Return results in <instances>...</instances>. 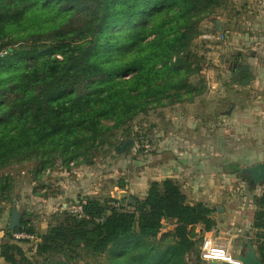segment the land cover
I'll list each match as a JSON object with an SVG mask.
<instances>
[{"label":"trees","instance_id":"1","mask_svg":"<svg viewBox=\"0 0 264 264\" xmlns=\"http://www.w3.org/2000/svg\"><path fill=\"white\" fill-rule=\"evenodd\" d=\"M226 5L227 0H0V171L34 161L35 181L57 159L64 167L90 161L111 130L126 126L124 137H131L127 125L152 106L194 104L205 82L191 81L202 70L193 42L200 23ZM12 183L9 174L0 175V199ZM252 202L254 243L264 263V193ZM80 204L85 218L64 212L62 222L39 236L34 255L25 252L26 241L8 238L0 257L6 264H52L49 259L61 255L65 261L55 264H68L82 244L92 255H107L110 264H187V255L199 257L202 237L195 227L216 228L213 210L189 204L170 179L151 182L142 199L131 197L120 208L96 198ZM165 222L174 224L173 232L158 239ZM11 232L36 236L30 222L5 229Z\"/></svg>","mask_w":264,"mask_h":264},{"label":"rangeland","instance_id":"2","mask_svg":"<svg viewBox=\"0 0 264 264\" xmlns=\"http://www.w3.org/2000/svg\"><path fill=\"white\" fill-rule=\"evenodd\" d=\"M199 29L201 35L194 40L192 50L199 59L202 70L191 81L194 84L202 78L205 84L202 85L203 93L196 98L194 107L186 108L182 106L183 104L168 107L152 106L145 114L136 116L127 125L131 137H124L126 126L111 130L105 133V136L108 137L107 144L102 146L100 152L94 153L90 161H82L80 165L70 163L68 167H64L57 159L51 168L46 166L45 169L39 170L36 173L37 180L35 181L32 177L33 172L36 171L34 161L22 164L14 163L0 171V175L9 174L13 181L11 191L7 190L4 193L7 196L6 199H0V231L2 230L4 235L0 245L10 238V234L7 235L5 229L11 209H19L21 222H30L32 227H34L32 220L39 213H44L45 218H40L42 221L47 219V194L58 193L57 189L60 186L57 187L58 181H55V178L60 176L58 172L61 169L63 171L71 170L72 172H68V176L75 172L76 167L86 170V172L89 171L90 178L98 179L99 188L101 191H105V197L101 198V201L106 207L120 208L121 203L124 206L126 201H131V197L142 199L145 195L143 197L134 196V192H131L130 189L133 177L138 176L141 164L146 158L144 146L151 144L152 136L156 134L160 126L163 127L172 122L186 123L181 120V116H183L181 112L178 113L179 116H173L176 121L171 119L172 110H177V112L189 110L188 124L192 122L196 126L204 124L219 126L228 123H245L251 120L249 114L228 119H223L227 116L224 117L222 114L234 111L241 106L251 108L252 100H259L264 104V0H227L226 7L216 10L209 18L203 20ZM235 65H247L249 70L237 72ZM215 113L222 116H217ZM104 124L110 126L112 122L104 121ZM204 135L201 131L192 134L191 141L198 142ZM218 135L214 133L212 136V133H208V137H211L212 140ZM226 135H223V139L230 146L232 135L230 133ZM126 139H132L133 146L125 152L116 154L114 148ZM245 150L248 151L247 148ZM231 161L232 164L230 163L227 171L233 173L232 169L235 168L238 178L244 180L245 189L252 187L248 175L242 171L251 166L244 165L235 156ZM106 168H110V171L106 172ZM81 175H85V173L82 172ZM47 182L49 183L48 187ZM113 189L116 191L110 194L109 192ZM74 203H76L75 198L71 199L68 205ZM64 214L66 213L63 211L53 214L48 228L62 222L65 219ZM173 229L172 222H165L158 239L162 237L168 239V235L173 232ZM225 241L229 243L230 240ZM34 242L30 241L24 244L26 245L24 250L30 256L34 255ZM81 247L82 244L73 255L75 261H69L68 264H110L107 255H92L89 249L83 248L82 250ZM60 261H65L61 255L50 258L48 262L55 264ZM186 262L187 264H206L196 254L187 255Z\"/></svg>","mask_w":264,"mask_h":264},{"label":"crops","instance_id":"3","mask_svg":"<svg viewBox=\"0 0 264 264\" xmlns=\"http://www.w3.org/2000/svg\"><path fill=\"white\" fill-rule=\"evenodd\" d=\"M251 102L253 103L251 108L241 106L234 111L222 114L224 117L227 116L223 119L249 114L251 116L249 122L219 126L208 124L196 126L192 122L188 124L189 110L178 112L172 110L171 119L176 121L173 116H179L178 113L181 112L183 114L181 120L186 123L172 122L157 129L156 134L152 136L151 144L145 145L146 158L141 164L138 176H134L131 181L130 191L134 192V196L143 197L151 182H160L165 179L174 181L187 197L189 204L202 203L213 210L212 218L216 221V228L211 232H202L201 226H196L197 237H212L216 242L225 245L229 254L235 258L242 255L245 250L244 245L250 242L261 261L257 251L258 243H254L257 230L251 227L255 210L252 199L264 193V182L245 189L244 180L238 178L236 172L227 171L234 156L247 166L264 164V104L259 100ZM194 105L195 103L182 106L187 108ZM199 131L205 135L198 142L191 141V135ZM208 133H212V136L214 133L219 135L212 140L208 137ZM228 133L232 135L230 146L223 139V135ZM226 137L228 138V135ZM246 148L248 151L245 150ZM105 171L109 172L110 168H106ZM68 172L72 171L61 169L58 172L60 176L55 178V181H58L57 187H62L57 189L58 193L47 194V219L42 221L45 218L44 213H39L32 220L36 231L34 243L40 240L39 236L46 233L51 216L61 213L71 199L75 198L76 202L86 198H96L101 201V198L105 197V191L99 188L98 179L90 178L89 171L76 167L75 172L70 173L69 176ZM82 172L85 175H81ZM72 175L73 177H70ZM114 191L116 189L109 193L113 194ZM23 201L25 202L24 199ZM3 237L1 230L0 243ZM225 240L230 241L227 243ZM22 246L26 245L22 244ZM0 264H6L1 257Z\"/></svg>","mask_w":264,"mask_h":264},{"label":"built area","instance_id":"4","mask_svg":"<svg viewBox=\"0 0 264 264\" xmlns=\"http://www.w3.org/2000/svg\"><path fill=\"white\" fill-rule=\"evenodd\" d=\"M144 148L147 147L144 146ZM62 211L76 219L85 218L83 207L80 202L65 205ZM9 236L13 242L35 241V235L26 232H11ZM199 258L206 264L210 261L222 264H240L237 258L229 254L227 248L223 244L216 242L210 236L202 237L199 246Z\"/></svg>","mask_w":264,"mask_h":264},{"label":"water","instance_id":"5","mask_svg":"<svg viewBox=\"0 0 264 264\" xmlns=\"http://www.w3.org/2000/svg\"><path fill=\"white\" fill-rule=\"evenodd\" d=\"M249 67L247 65H237L236 71H248ZM132 139H126L123 143L119 144V146L114 148V152L119 154L121 152H125L127 149L133 146ZM245 174L248 175L250 179L251 186L256 184H260L264 182V164H256L254 166L245 168L242 170ZM131 199V198H130ZM21 225V214L18 212L16 208L11 210L10 219L7 225L9 231L15 230L17 227ZM245 250L242 255L238 256L237 259L240 264H263L257 257L253 245L248 242L243 247ZM207 264H222L216 263L213 261L208 262Z\"/></svg>","mask_w":264,"mask_h":264},{"label":"flooded vegetation","instance_id":"6","mask_svg":"<svg viewBox=\"0 0 264 264\" xmlns=\"http://www.w3.org/2000/svg\"><path fill=\"white\" fill-rule=\"evenodd\" d=\"M234 67H235V70H236V68H237V65H235Z\"/></svg>","mask_w":264,"mask_h":264}]
</instances>
